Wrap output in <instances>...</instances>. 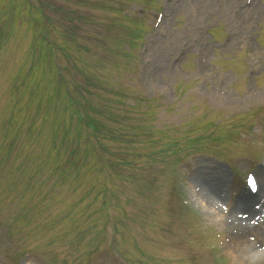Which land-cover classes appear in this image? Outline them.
<instances>
[{"label":"rangeland","instance_id":"rangeland-1","mask_svg":"<svg viewBox=\"0 0 264 264\" xmlns=\"http://www.w3.org/2000/svg\"><path fill=\"white\" fill-rule=\"evenodd\" d=\"M246 2L0 0V264H264V214L233 244L249 168L264 201V0Z\"/></svg>","mask_w":264,"mask_h":264},{"label":"bare ground","instance_id":"bare-ground-1","mask_svg":"<svg viewBox=\"0 0 264 264\" xmlns=\"http://www.w3.org/2000/svg\"><path fill=\"white\" fill-rule=\"evenodd\" d=\"M258 17V14L253 15V18L255 19H258ZM196 189L197 191L195 189L194 190L197 194H199L200 196L204 195V198L202 197L201 205L207 211L212 210L211 213L218 216L224 206V204H222V202L220 201L221 199L213 197L214 194H210L212 191L208 189V187H203V185L201 183H198L197 181ZM261 193L257 196V198L261 196ZM257 198H249L250 200H243L237 205V210L235 211L233 218V220H239L234 231L236 239H234L233 244L235 249H237L238 247L242 248L247 245L246 235L254 234L257 231L254 226V224L256 223L254 222H259L260 216L264 214V201L255 202V199ZM248 249L249 248L246 247L245 251H247Z\"/></svg>","mask_w":264,"mask_h":264}]
</instances>
